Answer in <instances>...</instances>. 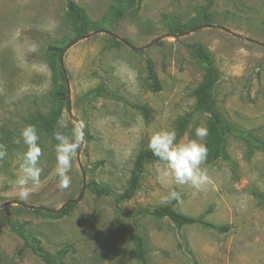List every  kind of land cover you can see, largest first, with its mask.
Masks as SVG:
<instances>
[{
  "label": "rangeland",
  "instance_id": "1",
  "mask_svg": "<svg viewBox=\"0 0 264 264\" xmlns=\"http://www.w3.org/2000/svg\"><path fill=\"white\" fill-rule=\"evenodd\" d=\"M71 1L84 9L88 32L69 13L68 0H0V144L8 152L0 161V203L8 202L0 207V264H45L26 237L59 257L57 264H140L130 253L133 234L142 237L148 264H264L259 200L264 196V0H141L135 13L124 9L123 0ZM203 15L211 23H202ZM177 21L189 29L224 26L245 38L210 27L174 35L170 28ZM97 29L135 48L103 32L70 45L62 57L69 113L67 102L58 106L52 97L59 56L51 47H65ZM193 43L209 51L218 69L214 97L219 112L252 139L229 136L220 157L208 155L202 168L210 182L202 190L176 185L157 160H150L132 198L115 203L111 196L96 197L87 182L121 193L135 155L161 128L208 148V116L194 112L193 90L203 69L188 49ZM146 59L158 78L157 91L147 86ZM92 88L105 94L87 95ZM60 118L83 135L66 189L58 187L54 174L55 144L40 125ZM27 124L36 125L40 137L42 187L21 200L12 181L25 149L14 140ZM198 126L207 129V136L196 137ZM77 158L86 184L67 215L52 217L17 204L56 209L75 198L82 187ZM172 190L181 198L164 202ZM167 203L227 230L199 224L178 228L166 218L139 212Z\"/></svg>",
  "mask_w": 264,
  "mask_h": 264
},
{
  "label": "trees",
  "instance_id": "2",
  "mask_svg": "<svg viewBox=\"0 0 264 264\" xmlns=\"http://www.w3.org/2000/svg\"><path fill=\"white\" fill-rule=\"evenodd\" d=\"M140 1L141 0H123V3H125L124 9L126 10L128 8L130 9L129 12L135 13L139 8ZM67 9L69 13H71L81 23L84 28L83 33L88 32V28L90 25L84 9L76 5L71 0H68L67 2ZM123 13L124 11L120 9L119 14L121 15ZM202 23H211L207 15H203ZM188 30H190L189 25L185 22L180 21L175 22L170 28V32L174 35L182 34ZM110 37H112L113 39H117L113 36ZM63 48L64 47H51V50L55 51V54L59 56ZM188 49L192 56L199 60L203 69L201 80L193 90V95L195 98L194 112L199 114H207L208 116V125L210 130L208 155L210 160H214L222 155L223 146L227 137L237 136L250 141L252 139V136L248 132L240 131L239 129H237L233 124L228 122L219 112L214 97V91L218 80V69L209 51L204 46L198 43L189 44ZM145 68L148 88L152 91L159 90V81L154 72L151 60H145ZM55 86V95H52L53 100L57 103L58 106L65 105L68 100L67 88L65 85L64 76L60 65L57 66ZM86 94H105V91L92 88L88 90ZM141 108L145 109L144 107ZM40 125L42 126L45 135L55 144L56 141L53 139V132L54 130H57V122L40 121ZM72 129L73 128L70 125H67L66 128L60 130L68 133ZM150 160H157V158L153 156V154L150 150H148V148L141 149L138 151V153L135 155L126 186L121 193L114 194L113 190L107 184L95 182L92 180L88 181L86 186L95 194L96 197L111 196L115 203L128 200L132 198L135 192L139 189L140 180L144 172L145 163ZM259 200L260 203L264 206V196H260ZM75 205L76 203L66 204L56 213L47 212L40 208L31 209H33L36 213L50 215L52 217H62L67 215ZM139 212L140 214L151 215L154 218H166L178 228L185 225L199 224L203 227L210 228L217 232H223L227 230V226H219L210 223L204 220L202 216H191L183 214L173 207V203L159 205L154 207L153 209L139 210ZM131 240L133 242L134 247L130 251V253L140 262V264H148L146 261L145 247L142 237L138 234H133L131 236ZM26 241H30L27 244L30 245V248H32V250L42 259L45 264H57L56 261L59 257H52L34 237H26Z\"/></svg>",
  "mask_w": 264,
  "mask_h": 264
},
{
  "label": "clouds",
  "instance_id": "3",
  "mask_svg": "<svg viewBox=\"0 0 264 264\" xmlns=\"http://www.w3.org/2000/svg\"><path fill=\"white\" fill-rule=\"evenodd\" d=\"M66 127V121L60 118L57 121V130L53 132V139L56 141L54 174L60 189H66L70 185L69 173L73 158L82 142L81 128H74L68 133L60 130ZM195 135L197 138L205 137L207 129L198 126L195 128ZM39 139L36 125L27 124L21 128L19 136L14 140L18 145L22 143L25 149L18 158L16 175L12 181V186L21 200H27L42 187V148L38 143ZM147 148L176 185H190L199 191L210 182L206 170L202 168L208 157V148L197 139L178 140L175 129L161 128L150 136ZM7 156V149L0 144V161L5 160ZM180 198L181 193L172 190L164 198V202Z\"/></svg>",
  "mask_w": 264,
  "mask_h": 264
},
{
  "label": "water",
  "instance_id": "4",
  "mask_svg": "<svg viewBox=\"0 0 264 264\" xmlns=\"http://www.w3.org/2000/svg\"><path fill=\"white\" fill-rule=\"evenodd\" d=\"M202 27H210V28H219L225 32H228L230 33L231 35L235 36V37H239V38H245L244 36L238 34V33H235V32H232L230 31L228 28L224 27V26H219V25H215V24H204V25H200L198 27H195V28H192L182 34H179V36L181 35H184V34H187L189 32H192L193 30L195 29H198V28H202ZM97 32H103V33H106L110 36H113L115 38H117L118 40H120L122 43L128 45L129 47L131 48H135L133 47L132 45H130L125 39L117 36L116 34L112 33L111 31L109 30H106V29H99V30H96V31H93L91 33H88V34H85V35H82L78 38H75L74 40H72L70 43H68L64 48L63 50L61 51L60 55H59V65H60V68L63 72V76H64V81H65V85H66V88H67V98H68V84H67V76H66V72H65V69H64V66H63V60H62V57H63V53L65 52V50L72 44H74L75 42H77L78 40L82 39V38H87L89 36H91L92 34L94 33H97ZM160 37H156L154 38L153 40H151L150 42H148L146 45L142 46V47H138L137 49H140V48H143V47H146L147 45H150V44H153L155 41H157ZM261 45L264 46V43H260ZM67 108H68V111L70 113V102H69V99L67 100ZM75 122L78 124V120L76 118H74ZM82 139H83V135H82ZM77 163L79 165V169H80V173H81V182H82V187H81V190L79 192V194L75 197V198H72V199H68L67 201H65L64 203L61 204V206L59 208H56V209H50V208H46V207H40V206H32V205H28V204H25L23 202H20V201H16L17 204L21 205V206H25L27 208H40L44 211H47V212H51V213H56L58 210H60L62 207H64L66 204H70V203H76L81 195H82V192L85 188V184H86V181H85V171L82 167V165L80 164L78 158H77ZM8 202H3V203H0V207H3L7 204Z\"/></svg>",
  "mask_w": 264,
  "mask_h": 264
}]
</instances>
